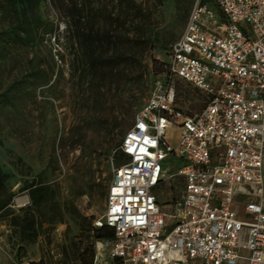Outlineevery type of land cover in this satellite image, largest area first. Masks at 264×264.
<instances>
[{
    "label": "rangeland",
    "instance_id": "obj_1",
    "mask_svg": "<svg viewBox=\"0 0 264 264\" xmlns=\"http://www.w3.org/2000/svg\"><path fill=\"white\" fill-rule=\"evenodd\" d=\"M23 1L0 7V252L5 264H91L99 241L107 258L110 239L93 221L122 139L163 78L193 0ZM96 57L108 59L91 69ZM173 86L183 112L202 109L199 90ZM166 139L175 145L176 129ZM180 164L162 161L167 174ZM181 188L179 177L166 181L160 203Z\"/></svg>",
    "mask_w": 264,
    "mask_h": 264
},
{
    "label": "built area",
    "instance_id": "obj_2",
    "mask_svg": "<svg viewBox=\"0 0 264 264\" xmlns=\"http://www.w3.org/2000/svg\"><path fill=\"white\" fill-rule=\"evenodd\" d=\"M165 66L119 147L93 221L114 236L91 264H264V0H194ZM175 80L204 95L199 112L177 106ZM173 177L180 195L160 203Z\"/></svg>",
    "mask_w": 264,
    "mask_h": 264
},
{
    "label": "trees",
    "instance_id": "obj_3",
    "mask_svg": "<svg viewBox=\"0 0 264 264\" xmlns=\"http://www.w3.org/2000/svg\"><path fill=\"white\" fill-rule=\"evenodd\" d=\"M19 2H22V4H23L24 1L23 0H0V7H2V8L13 7V8H15L16 4ZM191 6H192V4H191ZM191 6H190V8H191ZM188 13H189V11H188ZM188 13H187V15H188ZM187 15H186V18H187ZM98 58L96 57V58H93L90 60L89 66L91 69H96L99 67L101 68V67L105 66L108 58L106 60L105 59L101 60V58H99V59ZM1 176H2V171L0 169V177ZM5 203H7V201L5 199H0V210L5 205ZM31 225H32V221H26V223L23 225V228L28 229L31 227ZM97 230H98V234H99L98 236H100V237L112 239L114 236V230L111 227H108L106 225L99 227Z\"/></svg>",
    "mask_w": 264,
    "mask_h": 264
},
{
    "label": "bare ground",
    "instance_id": "obj_4",
    "mask_svg": "<svg viewBox=\"0 0 264 264\" xmlns=\"http://www.w3.org/2000/svg\"><path fill=\"white\" fill-rule=\"evenodd\" d=\"M17 202H18V203H22V201H20V200H18Z\"/></svg>",
    "mask_w": 264,
    "mask_h": 264
}]
</instances>
